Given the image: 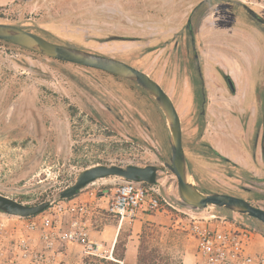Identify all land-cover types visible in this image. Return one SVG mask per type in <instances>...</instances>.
<instances>
[{
	"label": "rangeland",
	"instance_id": "374dc122",
	"mask_svg": "<svg viewBox=\"0 0 264 264\" xmlns=\"http://www.w3.org/2000/svg\"><path fill=\"white\" fill-rule=\"evenodd\" d=\"M221 1L230 0H16L13 5L0 7V24L26 27L53 43L123 56L161 83L167 64L172 71L179 68L173 61L175 42L180 40V47L186 44L182 34L190 16L195 13L197 25L201 21L204 24L203 8L197 10ZM232 1L249 5L264 18V0ZM225 23L229 22L222 20ZM212 35L209 28L199 32V46L223 47L219 41L224 36ZM234 39L226 37L223 44ZM234 42L242 48H253L244 40ZM260 73L263 77L264 66ZM192 75L194 78L195 72ZM194 79L199 81L197 75ZM180 109L184 149L196 184L211 190L216 184L234 183L222 162L202 143V121ZM215 136L210 127L204 138ZM171 160L165 118L153 98L139 86L0 42L1 195L37 205L54 200L76 182L82 171L97 165H154L159 169L162 210L121 222L101 209L90 235L103 245L104 257L87 256L82 247L68 245L62 249L66 258L58 259L57 264L112 260L115 240L122 248L130 245L138 253L142 251L149 260L147 264H191L197 246L188 231L192 222L215 211L220 217L230 219L231 215L218 208L190 211L168 167ZM116 180L100 181L92 187L100 192L102 203L109 202ZM243 220L244 225L255 226L264 235L262 224L246 217Z\"/></svg>",
	"mask_w": 264,
	"mask_h": 264
},
{
	"label": "flooded vegetation",
	"instance_id": "af4514ba",
	"mask_svg": "<svg viewBox=\"0 0 264 264\" xmlns=\"http://www.w3.org/2000/svg\"><path fill=\"white\" fill-rule=\"evenodd\" d=\"M202 8L206 21L204 19V24L201 21L200 24L197 25V22L194 21L195 13L190 16L186 24V30L182 34L186 40V44L180 47V40H176L175 42L177 54L174 56L173 61L177 62L179 68H175L172 71L168 68L169 64H167L161 74V83L154 79L142 67L137 66L135 62L123 56L114 57L104 53L92 52L73 45H65L57 42H55V44L80 49L121 62L127 61L130 63H127L128 65L145 72L161 86H165L166 89L164 91L172 99L179 116L181 107L187 116L192 115L194 118H197V120L202 121V143L205 144L214 156L222 162L225 171L229 174L228 179L234 182H225V185L216 184V188H209L211 190L201 188L197 185L198 188L207 194H225L240 198L249 202L254 207L264 210V80H262L264 75L262 77V74L260 73L264 66V18L249 5L232 0L228 3H223L221 1L220 3H216V5H212V3H209L208 5L204 4L197 10V12ZM212 11H214V14L211 16L210 12ZM222 20L229 23L223 25ZM218 23H221V25L219 28H216ZM231 23H233V25ZM19 28L25 29L31 33L35 32L28 30L26 27ZM207 28L212 29L213 37L221 38L222 35L224 36L223 41L221 42L222 38L219 41L223 47L215 46L216 48L214 49V47L204 48L202 45V49L201 46H199V32L206 30ZM220 28H222V30L219 32H213ZM226 37L244 40L249 47L253 46V48L249 50L242 48L238 43L235 44L236 42L234 41L230 43L234 45V50H232L233 48L231 47V51L235 54H239V58L231 54L228 56L229 60L234 65L232 70L225 63V60L221 55H225V52L221 50L218 51L219 49L224 50V47H229L227 46L228 44L226 46L223 44ZM258 41L261 44L258 43ZM2 43L29 51L10 43ZM163 58L164 57H161V61ZM61 63L71 64L66 62ZM78 67L86 68L83 66ZM99 72L131 82L103 71ZM193 72H195L194 78L196 75L198 76L199 81L197 83L193 78ZM186 96L187 102L184 101ZM178 103H180L179 107ZM230 122L236 126V129L232 132L236 137V142L233 145L228 146V149L226 150L227 152L234 153V150L238 151L242 146H246V151L244 149L241 151L242 158L249 162V165L245 167L240 166L228 157L230 155L217 150L212 144H210L207 138H204L208 127L211 126L216 132V139L222 141L220 132L231 128ZM187 159L192 171L188 156ZM114 179H117V177ZM146 185L148 188L155 189L160 194L158 176L155 185ZM187 208L193 213L202 212L194 210L188 206ZM221 211L229 213V215H231L230 219L233 218L232 220L241 224H245L243 219L246 217L248 220L256 221V223H260L264 226L262 222L249 216L234 214L226 209H221ZM215 213L218 215L219 211H215ZM236 216L241 217L242 220H238ZM251 227L257 229L255 226Z\"/></svg>",
	"mask_w": 264,
	"mask_h": 264
},
{
	"label": "built area",
	"instance_id": "2783aa9c",
	"mask_svg": "<svg viewBox=\"0 0 264 264\" xmlns=\"http://www.w3.org/2000/svg\"><path fill=\"white\" fill-rule=\"evenodd\" d=\"M117 179L105 210L110 216L135 221L163 209L155 189ZM100 210L97 200L76 197L58 201L36 217L0 214V264H56L58 244L78 245L87 256L104 257L103 245L90 235ZM188 231L197 242L191 264H264V235L247 225L211 213L194 220Z\"/></svg>",
	"mask_w": 264,
	"mask_h": 264
},
{
	"label": "water",
	"instance_id": "95a60500",
	"mask_svg": "<svg viewBox=\"0 0 264 264\" xmlns=\"http://www.w3.org/2000/svg\"><path fill=\"white\" fill-rule=\"evenodd\" d=\"M0 41L61 62L106 72L131 81L144 89L155 100L164 115L172 151L169 168L178 180L179 194L184 204L197 211L226 209L234 214L249 216L264 224V210L254 207L243 199L225 194H207L198 188L184 150L179 113L170 96L148 74L125 62L58 45L12 25L0 24ZM158 172V167L154 165L146 167L97 165L82 171L72 186L62 190L58 197L48 202L29 205L0 194V214L21 219L36 217L56 202L72 200L100 181L117 177L129 182L155 185Z\"/></svg>",
	"mask_w": 264,
	"mask_h": 264
},
{
	"label": "crops",
	"instance_id": "0c3cea01",
	"mask_svg": "<svg viewBox=\"0 0 264 264\" xmlns=\"http://www.w3.org/2000/svg\"><path fill=\"white\" fill-rule=\"evenodd\" d=\"M15 2H16V0H0V7H4V6L6 7L7 5L10 6V5H13ZM232 41H235V39ZM246 46H248V45H246ZM223 52H225V56L223 57L225 60V63L232 70L234 65L229 60L228 56H229V54H231V55L239 58V54H237V53L235 54L231 50H227V51H223ZM230 124H231V128H228L226 131L220 132L222 141H218L216 139V137H210L209 139L208 138L207 139L210 142V144H212L217 150H220L221 152H223L227 155H230L228 157H230L232 160H234L240 166L245 167V166L249 165V162L246 161L244 158H242V156H241L242 152L241 151H243V149L246 151V146H242L241 149H238V151L234 150L233 151L234 153L229 152V151L227 152V150H226V149H228V146H231L236 142V137L232 133L236 129V126L232 122H230ZM209 127H211V126H209ZM209 127L207 130V133L210 131ZM247 152H248V150H247ZM103 181H105V180H103ZM91 188L87 189L85 192L81 193L77 197L80 199L97 200V204L99 205V207L101 209H107L108 204L102 203V200L99 199L100 198L99 196L101 195L100 192H97L94 188H92V189ZM103 195H105V194H103ZM117 237H118V234H116V238ZM115 243H116V240H115ZM65 246H68V245L58 244L56 246V252L58 253V259H61L62 261H63V259L66 258L65 252H64V250H62ZM114 247H115V245L113 246V250L111 252V258L113 260H114ZM58 259H57V261H59ZM138 260H139L138 250L132 249V247H130V245H127L126 246V253H125V261L122 262V264H125V263L138 264V262H139ZM56 264H57V262H56Z\"/></svg>",
	"mask_w": 264,
	"mask_h": 264
},
{
	"label": "trees",
	"instance_id": "16d2710c",
	"mask_svg": "<svg viewBox=\"0 0 264 264\" xmlns=\"http://www.w3.org/2000/svg\"><path fill=\"white\" fill-rule=\"evenodd\" d=\"M161 202H162V200H161ZM162 204H163V202H162ZM252 229L258 231L255 228H252ZM125 253H126V248L125 247L122 248L121 243L118 240L115 244V247H114V260H97L98 263H94V264H122V262L125 261ZM138 261H139V264H147L149 262V260L147 258L143 257L142 251H140V253H139V260Z\"/></svg>",
	"mask_w": 264,
	"mask_h": 264
},
{
	"label": "bare ground",
	"instance_id": "6f19581e",
	"mask_svg": "<svg viewBox=\"0 0 264 264\" xmlns=\"http://www.w3.org/2000/svg\"><path fill=\"white\" fill-rule=\"evenodd\" d=\"M228 46L230 47H228L230 50H231V47L233 48L232 50H234V45L233 44H230V42L228 43Z\"/></svg>",
	"mask_w": 264,
	"mask_h": 264
}]
</instances>
